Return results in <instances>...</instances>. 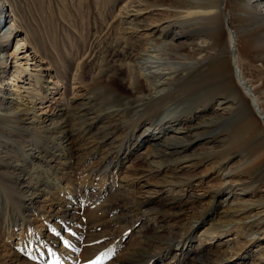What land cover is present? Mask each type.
I'll list each match as a JSON object with an SVG mask.
<instances>
[{"label":"bare ground","instance_id":"bare-ground-1","mask_svg":"<svg viewBox=\"0 0 264 264\" xmlns=\"http://www.w3.org/2000/svg\"><path fill=\"white\" fill-rule=\"evenodd\" d=\"M110 2L115 5L99 26L103 34L84 42L87 47L75 57L65 49L66 64L62 57L49 60L37 46L17 2L0 0V158L18 175L16 194L25 199L23 208L12 204L0 182V235L4 241L18 237V249L31 252L39 264H73L78 241L69 233L78 222L76 210L98 199L90 181L72 177L77 153L79 163L90 164L84 167L88 178L125 187L121 200L110 205L115 219L128 228L139 216L157 223L140 231L155 250L118 257L119 264H152L173 250L190 264L230 263L224 250L213 249L208 258L193 248L201 227L213 238L235 231L247 240L238 241L241 248L264 249V216L251 214L254 208L264 212V193L258 194L264 191V0H105L101 6ZM98 55L120 56L128 83L97 71L104 102L85 85L86 60ZM67 81L69 98L61 92ZM206 83L213 87L209 96L185 106L188 89ZM235 113L252 144L247 171L241 166L251 161L244 155L236 168L226 169L229 137L219 125ZM161 133L165 138L159 140ZM218 136V150L190 155L193 141L203 137L210 143ZM138 150L145 155L142 164L133 159ZM203 161L219 175L215 182L198 171ZM145 176L163 187L160 195L144 198L134 190ZM194 180L200 186L211 182L208 192L192 193ZM43 203L49 211L40 212ZM260 257L264 261V253Z\"/></svg>","mask_w":264,"mask_h":264},{"label":"rangeland","instance_id":"rangeland-1","mask_svg":"<svg viewBox=\"0 0 264 264\" xmlns=\"http://www.w3.org/2000/svg\"><path fill=\"white\" fill-rule=\"evenodd\" d=\"M37 1L10 0L12 4H14V2H17L20 5V16L22 18L24 17L23 19L26 20V23H32L31 31H33L35 38L37 39V46L40 47V49H42L45 54L47 51L46 56L48 57V59L50 58L49 60H53L62 57L63 61H65L66 64H69L70 59L65 49L68 48V51L73 55V57H75L76 55H80V53L84 51V49L87 47L84 42H87L89 45L91 37H94L97 34H103L102 31L100 32L99 26L101 25V22L103 20L108 19V13L114 7L113 5H115L114 2H110L106 3V5L104 6H101L102 4H104L105 0H95L99 2V7L96 2L91 0ZM77 10L80 12V14ZM100 12L101 15L99 14ZM81 34L84 38L81 37ZM24 36L25 33L22 32L18 36L19 41L23 40ZM6 41H8V36L6 37ZM52 45L54 48L52 47ZM73 46L76 47V49H73ZM119 57L120 56H112L113 59L106 58L105 60L103 55H98L97 57H93L91 59L86 60V66L84 67L86 83L85 85H88L90 88L93 87L91 89V92L95 93L97 97H99V102L106 101L107 96L105 95L103 88L101 86H98V81H95L94 77L97 71H99L104 76L112 75L118 81L119 84H128L126 81V73L124 69H121L118 66ZM115 67H118L119 71H115ZM61 74H63L62 71ZM206 85L207 88L199 87L196 89H188L187 100L183 104L186 106L188 104H191L193 101L204 100L207 96H209V94L213 90V87H211L208 83H206ZM204 91H206V93L202 96ZM61 92H65L66 98L72 96L73 92L70 81H67L64 86H61ZM241 119V114L235 113L230 118L225 119L219 125V127L225 128L227 130V137H229L228 146L230 148V154L229 162L226 166V169L236 168L239 165L238 163H240L241 160H244V158H242L244 155L245 157H247L249 162L251 161V164H247L245 168L241 166V168L247 171L248 168L252 167V144L248 140H246V137L243 138V132L239 129L238 123L241 121ZM3 135L4 130H1L0 125V139ZM164 138L165 134L163 133H161L158 137L159 140H162ZM220 138L221 136H218L210 143H208V141L205 140V138L203 137L197 139L196 141H193V146L189 151L190 155L192 157L197 156L198 153L205 152L211 147L218 150L222 146L221 144L223 143ZM138 151L134 152L133 159L135 164H142L144 163L145 155H142L141 150ZM79 152L82 153L83 151L80 150ZM77 155L78 154L76 153L74 156V161L76 165H73V169L75 171L73 172L72 177L76 179L77 182L82 181L84 183L86 182L85 179H87V182L90 181L94 189L93 195L94 197L97 196L98 199L96 203L92 205L84 204L81 207H78L76 210L78 222L75 225V228L69 233L71 236H75L78 241V247L75 250V259L73 261V264H92V262L97 260V258L100 257L102 254L107 255V258L104 259L103 264H119V261L117 260L118 257L123 260L126 259V257L132 252L142 254L146 250H150L152 248L155 250V246L151 247V245L145 244V242L142 241L143 237L140 231L144 230L146 225L157 226V223L153 219H150L149 216H139L136 217L138 222H135V224H133L132 226L130 225V229L128 228V226H126V224L123 225V221L115 219L114 214L111 211L110 205L114 204L116 201H119V199L121 200V195L123 194L125 187L118 186L119 183L115 182H110V184L106 185L100 178L91 180L87 177L88 170L86 171V168H84L90 164L87 163V161L82 162V164L79 163V160L77 159L82 156L78 155V157ZM62 165L63 163L59 164V166ZM5 166V158H2V160L0 158V182L5 185V187L1 186V188H3L5 191L7 190L6 192L9 191L6 195L10 197L12 204L16 205L18 203V206H20V208H23L25 199L23 200L20 195L16 194L18 188L16 186L18 182V175L16 174V172H11V170L7 169ZM186 168L188 167L185 166V169H181V172L185 173V171L187 170ZM198 171L207 174V179H211V181L215 182L219 178V175L217 174L215 169L212 168L211 165H208L205 161L200 164V166L198 167ZM232 177H234V180H237L241 176L239 173H235V175ZM245 177L247 176L245 175ZM150 179L145 176L144 178L137 180L138 182H136L135 185L137 187L134 188V190L137 189L138 191H140L144 198H152V196H158L160 195V192H162L161 188L163 187L160 184L158 185L157 183H154L152 178ZM113 183L115 184L112 188L111 185ZM210 183H204L203 186H200L197 185V180H194L192 182L191 192L195 195L201 194L206 191L208 192ZM0 185L2 184L0 183ZM78 185L81 184L78 183ZM242 185L245 186V182L242 181ZM263 193L264 191L262 190L258 192V194ZM245 196L250 197L251 193H247ZM50 197L51 195H48V198ZM162 199L164 200V198ZM41 205H44L45 207L43 209V206H41L43 210H41L40 212L50 210L49 205H47V207L44 203ZM190 209H188L189 212L192 210ZM262 210V208H254L251 211V214L256 213V215L264 216V212ZM136 218H130L129 221L131 219L135 220ZM4 219L5 214L0 210V221L3 222ZM54 223L55 221L50 219V225L52 224V226H54ZM46 227L47 226H45L44 229H46ZM201 232H203L202 227L199 228L193 235V248L197 250L201 248L203 249V252H208V258H210V254H215L212 253L213 249H215L225 251L227 257L230 260V263L228 264H262L264 262L260 257V255L264 253V251H262L264 249L261 250V248L259 247L252 249L249 247L241 248L239 242L247 240L243 235L237 234L235 233V231L225 233L221 237L216 238H213L209 233L206 234L203 232L205 234L204 235ZM262 236L263 235H261V237ZM0 237V264H39L33 259L31 252L27 250L18 249V246L15 244L16 241H18V237H14L13 239H6L7 241H4V237L2 235H0ZM10 241L12 242V244ZM65 241L66 240H60L59 243H64ZM261 244H263L264 248V237L261 238ZM4 245L7 246V248ZM236 250L239 251L240 258L236 256ZM175 253L176 250H173L171 254H168L165 258L155 261L152 264H179L177 257L182 258V256L178 255L175 258ZM187 258L188 257H186L185 260L183 258L181 259L182 261L184 260L183 264H185L187 261V264L191 263V260ZM236 260H238L240 263H235ZM204 264L210 263L206 261V263Z\"/></svg>","mask_w":264,"mask_h":264},{"label":"snow or ice","instance_id":"snow-or-ice-1","mask_svg":"<svg viewBox=\"0 0 264 264\" xmlns=\"http://www.w3.org/2000/svg\"><path fill=\"white\" fill-rule=\"evenodd\" d=\"M65 243L67 244L68 242L65 241ZM107 258L106 254H102L100 257L97 258V260L93 261L92 264H103L104 259Z\"/></svg>","mask_w":264,"mask_h":264}]
</instances>
